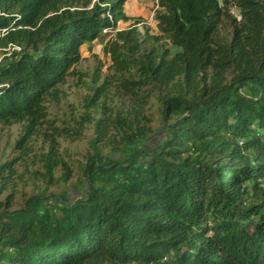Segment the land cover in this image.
<instances>
[{
  "label": "trees",
  "instance_id": "1",
  "mask_svg": "<svg viewBox=\"0 0 264 264\" xmlns=\"http://www.w3.org/2000/svg\"><path fill=\"white\" fill-rule=\"evenodd\" d=\"M151 1L139 32L127 0H0V126L21 125L0 162V264H264V0ZM95 40L121 100L93 77L83 192L48 194L71 176L58 137L79 131L46 102ZM153 103L164 134L146 147Z\"/></svg>",
  "mask_w": 264,
  "mask_h": 264
},
{
  "label": "rangeland",
  "instance_id": "2",
  "mask_svg": "<svg viewBox=\"0 0 264 264\" xmlns=\"http://www.w3.org/2000/svg\"><path fill=\"white\" fill-rule=\"evenodd\" d=\"M125 5V11L133 10L128 4H135L134 0H128ZM136 4H152L150 0H136ZM137 12L135 15L142 20L137 23L136 27L139 32H142L144 26H148L152 32L154 29L153 18L151 17L153 7L152 5L142 6L135 9ZM131 19L125 22L119 23V28H126L131 24ZM145 24V25H144ZM225 28V26H224ZM104 40H95L90 43H86L81 48V61L78 63L77 68L80 72L79 75L69 76L67 83L60 87L59 100L46 102L48 118L54 120L58 126H68L73 130H78L79 134L74 135V139H69L64 136L58 137L59 141V153L65 162L71 169V176L65 182L57 187H50L47 193L57 194L61 189H67L70 198L78 197L83 192V177L81 174L82 163L85 160V155L89 151L88 140L93 136L92 124L85 121L82 117L85 112L92 111V107L85 106L86 98L91 94L93 83V77L98 76V83H100L105 77L108 78V101L110 104H118L120 99V89L117 84V80L112 76L113 68L112 62L106 52L103 50ZM174 51V48H171ZM97 101V100H96ZM148 117L151 118L150 126L154 130L147 138L145 146L153 147L159 143L163 138V128L159 119L158 105L153 103L148 110ZM45 129L43 126L38 134L31 139L32 152L27 157V166H24L22 162L18 163L19 171H24L26 167L29 169L35 168L38 164L33 163L31 158L33 153L45 151L47 142L44 140L42 131ZM45 131V130H44ZM21 133V125L13 124L9 126H0V162L13 158L20 154V151L14 149V142ZM62 168L58 167L55 170V176L60 175ZM28 176L27 172L24 174ZM28 184V185H27ZM18 190L14 193V206H19L22 202L24 194L35 192L36 188L32 185L31 181L19 182ZM6 192L0 194V199L4 197Z\"/></svg>",
  "mask_w": 264,
  "mask_h": 264
},
{
  "label": "crops",
  "instance_id": "3",
  "mask_svg": "<svg viewBox=\"0 0 264 264\" xmlns=\"http://www.w3.org/2000/svg\"><path fill=\"white\" fill-rule=\"evenodd\" d=\"M135 1V4H128V6H130L131 8H134L133 10H129V11H125L126 13H127V15H129L131 18H136L137 16L135 15V13L137 12V10H135V9H139V8H141L142 6H146V5H152V7L154 6V3L152 2V4H136L137 2H136V0H134ZM129 1L127 0V2H126V4L128 3ZM154 8V7H153Z\"/></svg>",
  "mask_w": 264,
  "mask_h": 264
},
{
  "label": "built area",
  "instance_id": "4",
  "mask_svg": "<svg viewBox=\"0 0 264 264\" xmlns=\"http://www.w3.org/2000/svg\"><path fill=\"white\" fill-rule=\"evenodd\" d=\"M151 17L153 18V12H152V15H151ZM153 20V19H152ZM153 22H154V20H153ZM18 49V46H11V49Z\"/></svg>",
  "mask_w": 264,
  "mask_h": 264
}]
</instances>
